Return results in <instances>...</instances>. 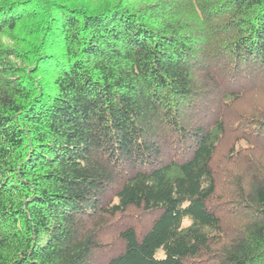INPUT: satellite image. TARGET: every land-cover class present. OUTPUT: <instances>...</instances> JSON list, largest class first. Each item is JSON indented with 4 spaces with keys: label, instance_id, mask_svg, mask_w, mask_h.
<instances>
[{
    "label": "trees",
    "instance_id": "trees-1",
    "mask_svg": "<svg viewBox=\"0 0 264 264\" xmlns=\"http://www.w3.org/2000/svg\"><path fill=\"white\" fill-rule=\"evenodd\" d=\"M127 3L0 42V264H264V0Z\"/></svg>",
    "mask_w": 264,
    "mask_h": 264
},
{
    "label": "clouds",
    "instance_id": "clouds-1",
    "mask_svg": "<svg viewBox=\"0 0 264 264\" xmlns=\"http://www.w3.org/2000/svg\"><path fill=\"white\" fill-rule=\"evenodd\" d=\"M153 2V0H145V3ZM10 5L8 3H4L3 7L6 10ZM129 4L127 0H76V2H71V0H64V2L60 5H55L49 3L48 0H41L40 3H35L29 5L27 9V15L22 22L16 24V27L12 30L9 29L7 25L3 28L2 32H0V40L5 42V47L15 48L16 51H22L25 49L24 44H20L18 40L12 39L13 37H21L23 34V30L28 28L29 25L33 22L30 17L33 14H40L43 16H47L51 21L52 18L59 19V13L62 11L66 14H72L69 12L71 9H75V14L78 19L83 21L89 16H98L101 13L110 12L114 9L122 10L124 8H128ZM136 5L132 6V11L136 10ZM19 10V9H18ZM56 27H59L57 24ZM82 27V25H81ZM81 27H77L72 35L75 36L77 33L83 35L81 32ZM72 51L74 53H78L79 49L74 42L72 45ZM77 59L82 60L83 57L77 55ZM67 59L71 60V56L67 57ZM12 63L19 66L18 60H12ZM15 254V253H14Z\"/></svg>",
    "mask_w": 264,
    "mask_h": 264
},
{
    "label": "rangeland",
    "instance_id": "rangeland-1",
    "mask_svg": "<svg viewBox=\"0 0 264 264\" xmlns=\"http://www.w3.org/2000/svg\"><path fill=\"white\" fill-rule=\"evenodd\" d=\"M0 42L3 43V44H5V42L2 41V40H0ZM145 224H146V225L144 226V228L147 229V227H148V223H145ZM117 245H118V244H117ZM118 247H119V246H118ZM163 254H164L163 250H160V251L158 252L157 256H158V257H163Z\"/></svg>",
    "mask_w": 264,
    "mask_h": 264
}]
</instances>
